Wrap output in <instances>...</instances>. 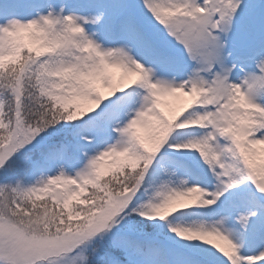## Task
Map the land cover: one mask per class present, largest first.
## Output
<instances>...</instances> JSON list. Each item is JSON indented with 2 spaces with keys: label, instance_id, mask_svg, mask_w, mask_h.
<instances>
[{
  "label": "snow or ice",
  "instance_id": "snow-or-ice-1",
  "mask_svg": "<svg viewBox=\"0 0 264 264\" xmlns=\"http://www.w3.org/2000/svg\"><path fill=\"white\" fill-rule=\"evenodd\" d=\"M0 264H264V0H0Z\"/></svg>",
  "mask_w": 264,
  "mask_h": 264
}]
</instances>
